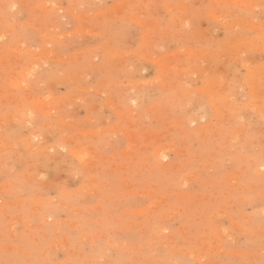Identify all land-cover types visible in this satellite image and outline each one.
I'll return each instance as SVG.
<instances>
[{"label":"rangeland","instance_id":"1","mask_svg":"<svg viewBox=\"0 0 264 264\" xmlns=\"http://www.w3.org/2000/svg\"><path fill=\"white\" fill-rule=\"evenodd\" d=\"M219 1L0 0V264H264V0Z\"/></svg>","mask_w":264,"mask_h":264},{"label":"bare ground","instance_id":"2","mask_svg":"<svg viewBox=\"0 0 264 264\" xmlns=\"http://www.w3.org/2000/svg\"><path fill=\"white\" fill-rule=\"evenodd\" d=\"M214 1V0H213ZM222 1V0H221ZM221 1H219V2H221ZM226 1V0H225ZM228 1V0H227ZM243 1V0H242ZM244 1H246V0H244ZM140 1H138V3H139ZM249 2V1H248ZM174 3V2H173ZM208 3V2H207ZM232 3H233V1H232ZM244 3V2H243ZM247 3V2H246ZM182 4V3H181ZM183 4H184V2H183ZM43 5V4H42ZM206 5V4H205ZM241 5H242V3H241ZM240 5V6H241ZM246 5V4H245ZM253 5V4H252ZM146 6V5H145ZM165 6V5H164ZM243 6V5H242ZM247 6H248V4H247ZM250 6H251V4H250ZM179 7H181V6H178V8ZM183 7V6H182ZM134 8V7H133ZM188 9H189V7H187ZM210 8V7H209ZM248 8V7H247ZM56 9H58V8H56ZM126 9V8H125ZM135 9V8H134ZM168 9H169V7H168ZM214 9V8H213ZM225 9V8H224ZM262 9V8H261ZM133 10V9H132ZM176 10V9H175ZM182 10V9H181ZM210 10V9H209ZM209 10H208V12H209ZM260 10V9H259ZM104 11V10H103ZM217 11V10H216ZM215 11V12H216ZM222 11V10H221ZM116 12V11H115ZM175 12V11H174ZM227 12V11H226ZM70 13V12H69ZM124 13V12H123ZM210 14V13H209ZM217 14V13H216ZM219 14V13H218ZM220 14H222V13H220ZM230 14V13H229ZM88 15V14H87ZM189 15V14H188ZM239 15V14H238ZM180 16V15H179ZM123 17V16H122ZM168 17V16H167ZM171 17V16H170ZM188 17V16H187ZM183 18V17H182ZM213 18V17H212ZM217 18V17H216ZM247 19V18H246ZM246 19H245V21H246ZM188 20V19H187ZM194 20V19H193ZM192 20V21H193ZM217 20V19H216ZM219 20V19H218ZM129 21V20H128ZM163 21V20H162ZM183 21V20H182ZM224 21H225V19H224ZM244 21V20H243ZM201 22V21H200ZM172 23V22H171ZM178 23V22H177ZM182 23V22H181ZM255 23V22H254ZM264 23V22H263ZM170 24V23H169ZM189 24V23H188ZM227 24H228V22H227ZM230 24V23H229ZM228 24V25H229ZM236 24V23H235ZM240 24V23H239ZM242 24H244V23H242ZM242 24H241V26H242ZM139 25V24H138ZM226 25V24H225ZM140 26H141V24H140ZM157 26V25H156ZM235 26V25H234ZM247 26V25H246ZM263 26V25H262ZM213 27V26H212ZM215 27V26H214ZM232 27H233V24H232ZM173 28H174V26H173ZM172 28V29H173ZM198 28V27H197ZM255 28V27H254ZM158 29V28H157ZM233 29V28H232ZM198 30V29H197ZM258 30H260V28L258 29ZM199 31V30H198ZM205 31V30H204ZM209 31V30H208ZM262 32H263V30H261ZM6 32V31H5ZM43 32V31H42ZM173 32V31H172ZM200 33V32H199ZM198 34V33H197ZM200 34H202V33H200ZM187 35V34H186ZM204 35V34H203ZM260 35V34H259ZM174 36V35H173ZM182 36V35H181ZM184 36V35H183ZM208 36V35H207ZM206 37V36H205ZM225 37V36H224ZM262 37V36H261ZM175 38H177L176 36H175ZM195 38V37H194ZM207 38V37H206ZM213 38V37H212ZM243 38H244V36H243ZM250 38V37H249ZM258 38V37H257ZM178 39V38H177ZM255 39V38H254ZM261 39V38H260ZM141 40H142V38H141ZM166 40V39H165ZM187 40V39H186ZM227 41V40H226ZM237 41V40H236ZM231 42V41H230ZM245 41L243 40V43H244ZM249 42V41H248ZM253 42V41H252ZM260 42V41H259ZM262 42H264V40L262 41ZM262 42H261V44H262ZM163 43V42H162ZM190 43V42H189ZM232 43V42H231ZM242 43V42H241ZM251 43V42H250ZM216 44H217V42H216ZM224 44V43H223ZM235 44V42H233V45ZM259 44V43H258ZM141 45V44H140ZM236 46L235 47H237V44H235ZM244 45H246V43L244 44ZM33 46V45H32ZM154 46V45H153ZM252 46V45H251ZM254 46V45H253ZM261 46H263V45H261ZM234 47V48H235ZM240 47V46H239ZM247 47V46H246ZM179 48V47H178ZM196 48V47H195ZM207 48V47H206ZM230 48V47H229ZM245 48V47H244ZM253 48V47H252ZM258 48H259V46H258ZM261 48V47H260ZM190 49H191V47H190ZM211 49V48H210ZM225 49V48H224ZM232 49V48H231ZM49 50V49H48ZM185 50H188L187 48L185 49ZM181 51V50H180ZM194 51V50H193ZM239 51V50H238ZM263 51V50H262ZM48 52V51H47ZM183 52H185V51H183ZM196 52V51H195ZM194 52V53H195ZM208 52V51H207ZM222 52V51H221ZM232 52V51H231ZM44 53V52H43ZM174 53V52H173ZM188 53V52H187ZM225 53V52H224ZM233 54H235L234 52H232ZM46 54V53H45ZM177 54V53H176ZM191 54H193V53H191ZM208 54V53H207ZM215 54V53H214ZM137 55V54H136ZM162 55V54H161ZM170 55V54H169ZM172 55V54H171ZM181 55V54H180ZM196 55V54H195ZM195 55H193V56H195ZM204 55H205V53H204ZM204 55H202V56H204ZM209 55V54H208ZM216 55V54H215ZM220 55V54H219ZM231 55V54H230ZM36 56V55H35ZM149 56V55H148ZM175 56V55H174ZM200 56H201V54H200ZM206 56V55H205ZM217 56V55H216ZM232 56V55H231ZM230 56V57H231ZM168 57V56H167ZM182 57H183V55H182ZM173 58V57H172ZM210 58V57H209ZM212 58V57H211ZM163 59V58H162ZM161 59V60H162ZM232 59H234V58H232ZM238 59V58H237ZM243 59V58H242ZM58 60V59H57ZM149 60V59H148ZM32 61V60H31ZM61 61V60H60ZM158 61V60H157ZM236 61V60H235ZM252 61V60H251ZM154 62V61H153ZM188 62V61H187ZM201 62V61H200ZM210 62V61H209ZM240 62V61H239ZM172 63V62H171ZM225 63V62H224ZM245 63V62H244ZM157 64V63H156ZM167 64H168V62H167ZM238 64V63H237ZM161 66V65H160ZM163 66V65H162ZM164 66H166V65H164ZM166 67H170V66H166ZM166 67H164V68H166ZM260 67H262V66H260ZM193 69V68H192ZM256 70V69H255ZM193 72H194V70H193ZM192 72V73H193ZM195 72H196V70H195ZM219 72V71H218ZM200 73V72H199ZM216 73V72H215ZM228 73V72H227ZM229 73H230V71H229ZM218 75V74H217ZM220 75V74H219ZM194 76V75H193ZM214 76V75H213ZM212 76V77H213ZM201 77V76H200ZM215 77V76H214ZM240 77V76H239ZM220 78H222V77H220ZM159 79V78H158ZM258 79V78H257ZM254 80V79H253ZM255 80H256V78H255ZM213 81H215V80H213ZM218 81H220L221 82V80L219 79ZM55 82V81H54ZM204 82V81H203ZM202 82V83H203ZM212 82V81H211ZM210 82V83H211ZM217 82V80L215 81V83ZM223 82V81H222ZM254 82V81H253ZM205 84H206V82H205ZM212 84V83H211ZM219 84V83H218ZM164 85V84H163ZM189 85V84H188ZM241 85H242V83H241ZM216 86H217V83H216ZM215 86V87H216ZM229 86V85H228ZM260 86V85H259ZM200 87V86H199ZM207 88H208V86H206ZM218 87V86H217ZM202 88H203V86H202ZM210 88H211V86H210ZM214 88V87H213ZM243 88V87H242ZM22 89H24V88H22ZM88 89V88H87ZM148 89V88H147ZM165 89V88H164ZM199 90H200V88H198ZM226 89V88H225ZM212 90V89H211ZM214 90H216V89H214ZM239 90V89H238ZM84 91V90H83ZM101 91V90H100ZM198 91V90H197ZM203 91V90H202ZM207 92L208 91H210V90H206ZM205 91V92H206ZM217 91V90H216ZM189 92V91H188ZM199 92V91H198ZM204 91H203V93H205ZM255 92V91H254ZM184 93H186L185 91H184ZM202 93V94H203ZM212 93V92H211ZM211 93H210V96H211ZM216 93V92H215ZM251 93V92H250ZM214 94V93H213ZM237 94V93H236ZM258 94V93H257ZM207 95H209V93H207ZM206 95V96H207ZM238 95V94H237ZM68 96V95H67ZM164 96V95H163ZM170 96V95H169ZM219 96V95H218ZM256 96V95H255ZM168 97V96H167ZM166 97V98H167ZM209 97V96H208ZM214 98V97H213ZM238 98V97H237ZM107 99V98H106ZM123 99V98H122ZM170 99V98H169ZM209 99V98H208ZM211 99H212V96H211ZM211 99H209V100H211ZM243 99V98H242ZM124 100V99H123ZM216 100H218V99H216ZM216 100H215V102H216ZM112 101V100H111ZM195 101V100H194ZM223 101V100H222ZM40 102V101H39ZM150 102V101H149ZM175 102V101H174ZM213 101H211V103H212ZM258 102V101H257ZM41 103V102H40ZM176 103V102H175ZM236 103V102H235ZM39 104V103H38ZM38 104H37V106H38ZM170 104V103H169ZM181 104V103H180ZM43 105V104H42ZM230 105V104H229ZM246 105H248V104H246ZM237 106V105H236ZM227 107V106H226ZM232 107V106H231ZM218 108H219V106H218ZM249 108V107H248ZM36 109V108H35ZM220 109V108H219ZM261 109V108H260ZM176 110V109H175ZM221 110V109H220ZM220 110H219V112H220ZM257 110H259V109H257ZM177 111V110H176ZM181 111V110H180ZM230 111V110H229ZM218 111H217V113H219ZM227 112V111H226ZM259 112H260V110H259ZM258 112V113H259ZM261 112H264L263 110L261 111ZM46 113V112H45ZM48 113V112H47ZM187 113V112H186ZM231 114H232V112H231ZM242 115V114H241ZM262 115V114H261ZM219 116H220V114H219ZM180 117V116H179ZM178 117V118H179ZM261 117V116H260ZM245 118V117H244ZM22 119V118H21ZM193 119V118H192ZM24 120V119H23ZM224 121V120H223ZM26 123V122H25ZM209 124V123H208ZM167 125V124H166ZM182 125V124H181ZM220 126V125H219ZM185 127V126H184ZM208 127V126H207ZM35 130V129H34ZM174 130H176V129H174ZM230 130V129H229ZM99 131V130H98ZM101 131V130H100ZM231 131V130H230ZM234 131V130H233ZM87 132H89V131H87ZM152 132V131H151ZM187 132V131H186ZM146 133V132H145ZM226 133V132H225ZM242 133V132H241ZM129 134V133H128ZM187 134V133H186ZM147 136V135H146ZM218 136V135H217ZM220 136V135H219ZM212 137V136H211ZM27 138V137H26ZM28 138H31V137H28ZM217 139V138H216ZM65 140V139H64ZM137 140V139H136ZM27 141V140H26ZM73 141V140H72ZM139 142V141H138ZM231 142V141H230ZM229 142V143H230ZM234 142H236V141H234ZM28 143V142H27ZM216 144V143H215ZM163 146V145H162ZM164 147H165V145H164ZM47 148V147H46ZM135 148V147H134ZM215 148V147H214ZM137 149V148H136ZM160 149V148H159ZM163 150V149H162ZM164 150H166V148H164ZM76 151V150H75ZM74 151V152H75ZM129 151V150H128ZM228 151V150H227ZM41 152V151H40ZM73 152V153H74ZM157 152V151H156ZM160 152H161V150H160ZM159 152V153H160ZM166 152V151H165ZM72 153V152H71ZM72 153V154H73ZM76 154H78V153H76ZM76 154H74V155H76ZM162 154V153H161ZM212 154V153H211ZM218 154V153H217ZM79 155L81 156V158L82 159H85L86 157H87V151H85L84 149H81V150H79ZM166 155V154H165ZM203 156V155H202ZM215 157V156H214ZM235 160V159H234ZM158 162V161H157ZM159 165H160V162H159ZM165 165V164H164ZM182 165H184V164H182ZM150 166V165H149ZM179 168V167H178ZM258 168V167H257ZM242 169H243V167H242ZM259 169V168H258ZM151 172V171H150ZM192 173V172H191ZM263 173V172H262ZM260 174V173H259ZM250 184V183H249ZM168 189V188H167ZM248 189V188H247ZM247 189H246V191H247ZM177 190V189H176ZM156 194V193H155ZM167 194V193H166ZM156 199V198H155ZM161 206V205H160ZM159 206V207H160ZM175 209V208H174ZM158 210V209H157ZM161 211V210H160ZM258 214V213H257ZM159 217V216H158ZM256 218V217H255ZM156 221V220H155ZM162 223V222H161ZM159 224V223H158ZM166 224V223H165ZM169 224V223H168ZM167 224V225H168ZM145 225H147V224H145ZM84 227V226H83ZM218 237H219V235H218ZM253 237V236H252ZM143 238V237H142ZM219 241V240H218ZM217 241V242H218ZM217 242H215V243H217ZM172 243V242H171ZM220 243V242H219ZM150 246V245H149ZM218 246V245H217ZM215 249V248H214ZM218 250V249H217ZM216 251V250H215ZM149 252V251H148ZM201 254V253H200ZM199 254V255H200ZM201 256V255H200ZM181 264V263H180Z\"/></svg>","mask_w":264,"mask_h":264}]
</instances>
